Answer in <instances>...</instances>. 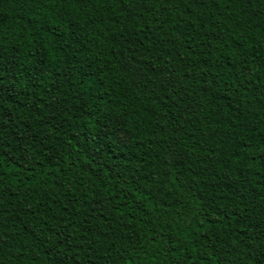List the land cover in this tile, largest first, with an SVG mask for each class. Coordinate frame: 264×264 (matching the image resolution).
Listing matches in <instances>:
<instances>
[{"label": "trees", "instance_id": "obj_1", "mask_svg": "<svg viewBox=\"0 0 264 264\" xmlns=\"http://www.w3.org/2000/svg\"><path fill=\"white\" fill-rule=\"evenodd\" d=\"M262 33L264 0H0V264H264Z\"/></svg>", "mask_w": 264, "mask_h": 264}, {"label": "snow or ice", "instance_id": "obj_2", "mask_svg": "<svg viewBox=\"0 0 264 264\" xmlns=\"http://www.w3.org/2000/svg\"><path fill=\"white\" fill-rule=\"evenodd\" d=\"M45 2L53 6L59 5L61 8L79 12L88 5L107 6L108 3H114L115 0H45ZM261 43H264V33L261 34Z\"/></svg>", "mask_w": 264, "mask_h": 264}, {"label": "rangeland", "instance_id": "obj_3", "mask_svg": "<svg viewBox=\"0 0 264 264\" xmlns=\"http://www.w3.org/2000/svg\"><path fill=\"white\" fill-rule=\"evenodd\" d=\"M125 138H126V135L123 132H121L120 133V139L125 140Z\"/></svg>", "mask_w": 264, "mask_h": 264}]
</instances>
